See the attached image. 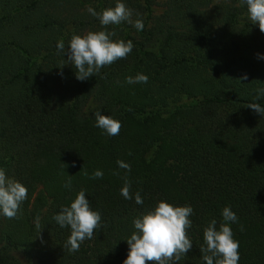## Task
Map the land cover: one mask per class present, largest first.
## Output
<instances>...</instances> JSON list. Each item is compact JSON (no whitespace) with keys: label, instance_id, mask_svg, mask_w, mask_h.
<instances>
[{"label":"trees","instance_id":"1","mask_svg":"<svg viewBox=\"0 0 264 264\" xmlns=\"http://www.w3.org/2000/svg\"><path fill=\"white\" fill-rule=\"evenodd\" d=\"M155 1L120 0L144 30L108 26L133 51L79 81L56 45L105 30L87 9L117 0H0V168L28 189L18 218L0 215V264H124L134 219L161 201L194 209L193 247L176 264H205L204 228L225 207L239 217V264H264V116L247 107H264V36L241 0H161L159 14ZM140 73L148 83H126ZM97 111L122 123L119 135L95 127ZM96 170L103 178L89 179ZM81 190L103 227L73 253L53 216Z\"/></svg>","mask_w":264,"mask_h":264},{"label":"clouds","instance_id":"2","mask_svg":"<svg viewBox=\"0 0 264 264\" xmlns=\"http://www.w3.org/2000/svg\"><path fill=\"white\" fill-rule=\"evenodd\" d=\"M241 4L247 5V12L252 24H258L261 33H264V0H241ZM88 13L97 18L105 30L88 32L81 35H73L68 48L65 49V42L61 39L57 45L58 55H67V63L74 66L76 79L85 81L88 78L98 75L101 69L111 66L121 59H127L134 48L131 40H113L117 35L115 30L108 31L110 25H120L126 22L135 27L138 31L144 30V22L139 18L140 14L127 7L125 3L117 0L114 8H108L97 12L89 7ZM258 58L264 59V56ZM62 75V73H61ZM248 79L247 75L241 77ZM148 76L140 73L135 77H127V84L148 83ZM257 99L264 96V88L256 89ZM248 108L264 116V107L259 103H249ZM95 127L101 129L110 137L119 135L122 123L111 116H103L100 111L95 112ZM121 169L131 172V166L122 160H117ZM84 171V169L82 170ZM81 171V172H82ZM88 176L87 172H84ZM103 172L96 170L89 179H102ZM113 175H119L113 172ZM124 186L121 195L132 200L131 181L127 175L123 177ZM64 187H71V176ZM28 199V189L14 178H9L4 168H0V215L8 219L18 218L22 204ZM135 202L143 204L139 192L135 193ZM194 209L190 205L173 206L167 202H159L153 211L143 214L142 217L134 219L135 232L127 239L130 247L127 259L124 264H176L192 249L193 242L187 232L192 227L190 217ZM223 222L217 227V220L212 219L204 228V246L200 248L202 260L205 264H239V241L234 239V233L230 227L231 223H238L239 217L225 207L222 212ZM56 224L61 228L70 227L71 234L66 241L65 248L69 252H78L85 240L94 238L96 230L101 229L102 216L98 211L92 210L90 202L86 199L85 190H81L70 206H62L61 211L53 216ZM36 228H40V217L35 219ZM243 231V226H241Z\"/></svg>","mask_w":264,"mask_h":264},{"label":"rangeland","instance_id":"3","mask_svg":"<svg viewBox=\"0 0 264 264\" xmlns=\"http://www.w3.org/2000/svg\"><path fill=\"white\" fill-rule=\"evenodd\" d=\"M223 1H225V0H214V4H219V3L223 2ZM161 3H162L161 0H156L155 1V14H159L160 13L161 9H160L159 6H161ZM254 25H255V28H256L257 32L260 35H263L264 36V33H261L258 24H254Z\"/></svg>","mask_w":264,"mask_h":264}]
</instances>
